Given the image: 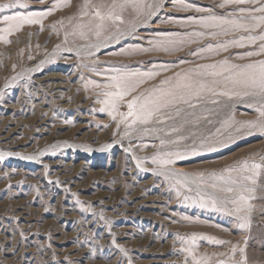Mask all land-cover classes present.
I'll list each match as a JSON object with an SVG mask.
<instances>
[{
    "label": "rangeland",
    "instance_id": "obj_1",
    "mask_svg": "<svg viewBox=\"0 0 264 264\" xmlns=\"http://www.w3.org/2000/svg\"><path fill=\"white\" fill-rule=\"evenodd\" d=\"M124 2L0 0V264H264V0Z\"/></svg>",
    "mask_w": 264,
    "mask_h": 264
},
{
    "label": "snow or ice",
    "instance_id": "obj_2",
    "mask_svg": "<svg viewBox=\"0 0 264 264\" xmlns=\"http://www.w3.org/2000/svg\"><path fill=\"white\" fill-rule=\"evenodd\" d=\"M231 2L232 3H245V2H247L249 4H256L259 2V0H231ZM141 3H143V0H141ZM141 3H137V0H131V6L134 8L140 7ZM128 4H129V0H125L124 4H121L120 7H122V8L126 7V6H128ZM143 6L150 7L146 3H143ZM241 11H243V9H241ZM250 11L264 12V5H262L259 9L253 7L250 9ZM96 15L100 16L99 11H97ZM119 18L120 17H117V19H119ZM100 19L103 20L104 17L100 16ZM241 19L260 20V21L264 22V17L249 16V17H242ZM39 22H40L39 20H37L33 17H29V16H20V15L5 16L4 17V23L7 24V27L4 29V31L7 33H11L14 29H18L22 24H36ZM213 23L216 24L217 26H219L220 24H229L234 28H240V29H243L244 31H251L252 30L247 26V24L236 23L235 21H231V20L220 21V20H217L216 18H213ZM257 26H259V25H257ZM251 39L254 40L255 37H252ZM261 40H264V36L261 37ZM261 52L264 53V44L261 45ZM252 54L253 53H249V55H252ZM248 67L254 68L255 65L249 64ZM130 79H131V77H129V76L113 77V82H114L113 87L119 89V91L106 92L105 96L114 97L115 99L105 100L104 103L106 105H110L114 111L116 110V107H117L116 101L117 100H123L124 97L129 94V90L125 87V85L127 84V82ZM244 83L248 86H252V87L259 89V94L264 96V62H260L259 72L250 74L246 78ZM185 87L187 89H189L190 91H194L193 86L191 84H186ZM195 94L198 97L199 94L198 93H195ZM185 102H187V101H185ZM149 103L157 104V108L155 110L156 111L159 110V101H151V102L143 103L139 106V109H137V100L133 99L132 101H130L128 103L129 111L125 115L124 119H127V117H133V121H132L133 123H136V122L147 123L149 118L155 114V112L148 107ZM113 118H115V117H113ZM243 123L248 127L250 132L253 129H255L261 133H264V112H261V119H258L256 121H246ZM153 162L154 163L158 162L156 157L153 158ZM172 162L173 161L170 159L159 161V163H161V164H170ZM245 167H247L246 162H245ZM253 167L255 169H259L261 167V165L254 164ZM246 179H252L253 184H255V182H256L255 179L252 177H246ZM228 191L231 192L232 189L229 188ZM241 199L243 200L244 197L241 196ZM237 210L239 211L240 209H237Z\"/></svg>",
    "mask_w": 264,
    "mask_h": 264
}]
</instances>
